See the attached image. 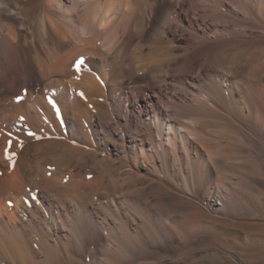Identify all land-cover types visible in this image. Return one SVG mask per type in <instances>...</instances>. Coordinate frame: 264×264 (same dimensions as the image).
Masks as SVG:
<instances>
[{
    "label": "bare ground",
    "instance_id": "bare-ground-1",
    "mask_svg": "<svg viewBox=\"0 0 264 264\" xmlns=\"http://www.w3.org/2000/svg\"><path fill=\"white\" fill-rule=\"evenodd\" d=\"M228 1L245 19L251 13L246 27L264 19V0ZM226 7V0H0V264H121L138 250L139 264H156L151 248L184 240L132 196L116 161L142 169V192L162 201L181 188L198 196L213 180L225 185L230 156L264 144V118L242 121L254 118V107L234 115L222 104L227 90L234 96L223 85L230 79L201 80L202 58L240 45L212 41L227 30L217 22L229 18ZM210 125L226 130L219 142ZM148 167L160 176L147 178ZM93 187L91 202L85 192Z\"/></svg>",
    "mask_w": 264,
    "mask_h": 264
},
{
    "label": "rangeland",
    "instance_id": "rangeland-1",
    "mask_svg": "<svg viewBox=\"0 0 264 264\" xmlns=\"http://www.w3.org/2000/svg\"><path fill=\"white\" fill-rule=\"evenodd\" d=\"M252 2L256 4L254 0ZM226 4L224 9L229 18L217 22L225 25L227 32L223 31L217 38L213 37L212 41L236 39L240 45L215 56L210 62L207 58H202L201 62L208 63L209 68H206L201 80L222 85L224 77H228L231 83L223 85L225 88L228 86L234 96H229L227 90L221 99L222 104L234 115L238 106L246 104L248 107H254L257 110L254 118L244 117L242 121L247 124H251V121L259 124L264 118V19L258 21L256 28L246 27L245 20L247 23L254 22L251 13L244 11L245 19V16L238 14L236 3L234 5L226 0ZM260 8H263L264 18V4L261 2ZM210 21L207 20V23L210 24ZM229 33H233L232 36ZM197 87H201V84ZM242 97L246 98L245 103ZM208 132L218 136L215 142L222 140L219 139L222 132L223 136L226 134L224 127L217 125H210ZM204 138L212 139L210 136ZM210 150L213 151V148ZM244 151L239 159L230 156L232 160H229V167H232L223 171L222 175L226 177L225 185L217 187L213 180L202 188L198 196L188 194L181 188L169 199L162 200L163 202L154 200L147 190L142 192V188H145L142 184H145L146 180L136 178L142 169H134L130 162L120 159L116 161L117 169H121L120 177L125 179L132 196L148 202L165 221L171 222L182 232L184 237V240L173 243L167 250L151 248L149 254L156 264H264V144L256 146L253 153ZM151 167H148L150 173L147 178L159 177L160 174H155ZM162 170L165 174H173L172 170ZM92 179L90 177L82 181L89 183ZM79 180L81 178L76 179ZM118 184L124 185L121 181ZM85 193L92 202L95 188L86 190ZM142 260L138 250L135 258L128 255L121 264H139Z\"/></svg>",
    "mask_w": 264,
    "mask_h": 264
},
{
    "label": "snow or ice",
    "instance_id": "snow-or-ice-1",
    "mask_svg": "<svg viewBox=\"0 0 264 264\" xmlns=\"http://www.w3.org/2000/svg\"><path fill=\"white\" fill-rule=\"evenodd\" d=\"M82 2H88V0H82ZM81 64L83 63V61L80 62Z\"/></svg>",
    "mask_w": 264,
    "mask_h": 264
}]
</instances>
